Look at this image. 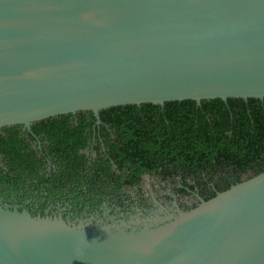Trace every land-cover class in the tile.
<instances>
[{"label":"water","instance_id":"obj_1","mask_svg":"<svg viewBox=\"0 0 264 264\" xmlns=\"http://www.w3.org/2000/svg\"><path fill=\"white\" fill-rule=\"evenodd\" d=\"M263 98L264 0H0V128ZM156 206L96 223L0 207V264H264V171Z\"/></svg>","mask_w":264,"mask_h":264},{"label":"flooded vegetation","instance_id":"obj_2","mask_svg":"<svg viewBox=\"0 0 264 264\" xmlns=\"http://www.w3.org/2000/svg\"><path fill=\"white\" fill-rule=\"evenodd\" d=\"M229 114L231 110L225 113ZM131 116L134 119H72L52 131L34 127L39 121L0 128V207L113 222L137 210L152 213L156 204L191 209L198 198L204 200V193L225 191L264 171V151L251 157L250 147L242 141L236 142V154L228 147L218 153L223 145L213 143L219 132L231 137L232 119L214 123L207 114L182 129L166 120L137 119L140 113ZM200 123L206 126L201 132L209 159L197 157L202 153L194 161L182 153L171 156L169 136L189 133ZM253 130L248 122V132ZM239 153L246 160L239 161Z\"/></svg>","mask_w":264,"mask_h":264},{"label":"trees","instance_id":"obj_3","mask_svg":"<svg viewBox=\"0 0 264 264\" xmlns=\"http://www.w3.org/2000/svg\"><path fill=\"white\" fill-rule=\"evenodd\" d=\"M195 103L192 101H181V102H166L160 107L158 105L141 104L138 107L128 105L121 107H114L104 109L98 112V119L100 120H122V119H134L131 116L133 113H140L142 117H137V119H143L148 121H168V125H177L185 127L186 129L190 127L192 120H204L207 114L212 115L213 122H226L232 119L230 122L232 124L231 137H226L222 132L218 133L220 138L215 141L217 145H223V148L219 149V154H222L226 150L225 147L229 148L230 154H236V142L242 141L249 148L251 157L253 153H260L264 151V98L262 100L257 99H226L225 101H220L218 99L200 101L201 107H196ZM227 106V107H226ZM230 108V109H229ZM231 110V114L225 115L227 111ZM93 120V116L90 112H76L74 114L60 115L51 117L39 123H35L34 127L39 128L46 127L48 131L52 129H57L62 126L67 120ZM248 122H251V126L254 128L253 131L248 132ZM193 124V123H192ZM195 125L190 129L189 133L182 134L181 132L172 133L169 136L170 148L168 149L171 156L176 154H181L188 157L190 160L194 161L196 154L202 153V159H209L206 154L209 152L208 144L203 142L205 133H202L201 129L206 127L204 123L198 124L196 128ZM33 127V128H34ZM36 133V131L33 129ZM9 140L15 144V139L10 138ZM168 136V135H166ZM209 136V135H207ZM237 137H246L245 139H238ZM179 141V143L177 142ZM17 142V140H16ZM173 148V146H176ZM211 145V144H210ZM208 148V150L206 149ZM14 151L18 152L16 148ZM239 161H244L246 158L243 154L239 153ZM27 161H29L28 155H26ZM17 164L16 166H18ZM15 166V167H16ZM184 194V193H181ZM215 193H204L203 199L207 200L211 198Z\"/></svg>","mask_w":264,"mask_h":264}]
</instances>
